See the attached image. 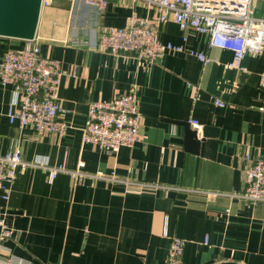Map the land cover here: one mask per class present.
I'll list each match as a JSON object with an SVG mask.
<instances>
[{
	"label": "crops",
	"instance_id": "crops-1",
	"mask_svg": "<svg viewBox=\"0 0 264 264\" xmlns=\"http://www.w3.org/2000/svg\"><path fill=\"white\" fill-rule=\"evenodd\" d=\"M108 1L101 14L79 0H56L41 12L34 42L67 73L58 91L65 111L59 120L68 125L63 137L10 124L7 113L18 106L13 87L0 81V155L19 148L26 162L87 175L59 173L49 182L41 168L19 169L8 199L0 190V214L14 231L8 238L0 228V262L165 264L175 237L185 242V264H264V203L231 197L245 188L244 158L261 153L264 159V49L231 68L233 53L210 48L207 36L159 23L158 11L142 2ZM255 13L264 17V3ZM134 15L185 52H167L149 65L103 51L102 35L128 26ZM31 46L0 37V70L8 51ZM190 51L206 53L211 63ZM132 88L141 116L136 145L118 153L84 145L91 103H108ZM171 121L202 125L191 124L202 141L198 154L186 148L185 128ZM204 127L214 129L206 139ZM98 173L114 180L95 178ZM208 193L220 196L212 201Z\"/></svg>",
	"mask_w": 264,
	"mask_h": 264
},
{
	"label": "built area",
	"instance_id": "built-area-1",
	"mask_svg": "<svg viewBox=\"0 0 264 264\" xmlns=\"http://www.w3.org/2000/svg\"><path fill=\"white\" fill-rule=\"evenodd\" d=\"M56 0H42V9L53 5ZM75 2L77 0H63ZM97 14L106 11L108 0H79ZM264 0H132L142 2L158 11V22H174L181 31H194L209 38V47L227 50L233 53L231 68L240 69L243 60L249 56L261 55L264 49V17L255 14L257 3ZM186 40V38H185ZM29 41L32 46L23 50L8 51L0 70L3 86H12L14 105L18 111L10 109L7 113L10 124L21 128H30L36 133H49L63 137L68 125L59 119L65 111L58 100V91L62 79L67 73L58 61L43 58L38 42ZM99 47L111 55L131 54L149 65L159 62L167 52L183 53V46L163 43L157 29L147 20L132 16L128 26L112 27L102 35ZM203 65L211 63L206 53L190 51ZM260 87L264 89V74L260 78ZM188 87L197 91L198 87L188 83ZM197 100V97H195ZM224 107V103L215 100ZM195 128L202 125L190 121ZM141 116L137 90L132 88L127 94L108 103L94 102L88 109L82 128V143L94 145L110 152L118 153L122 148H133L140 138ZM244 170L245 188L231 195L251 205L264 203V159L246 156ZM41 168L47 172L49 182H53L59 173H69L74 179H83L87 175L80 171H69L65 165L50 167L43 161L26 162L22 151L0 155V190L8 192L19 169ZM95 178L114 180L103 173ZM5 193L4 199H8ZM210 200L219 194L208 193ZM0 228L4 237H12L14 231L9 228L0 214ZM209 241H206L208 245ZM185 242L173 238L171 249L165 264L184 263ZM0 264H5L1 263Z\"/></svg>",
	"mask_w": 264,
	"mask_h": 264
},
{
	"label": "water",
	"instance_id": "water-1",
	"mask_svg": "<svg viewBox=\"0 0 264 264\" xmlns=\"http://www.w3.org/2000/svg\"><path fill=\"white\" fill-rule=\"evenodd\" d=\"M42 12V0H0V37L33 41L36 38ZM185 128L186 148L199 153L201 140L190 123H180ZM214 129L204 127L202 138L212 136Z\"/></svg>",
	"mask_w": 264,
	"mask_h": 264
},
{
	"label": "trees",
	"instance_id": "trees-1",
	"mask_svg": "<svg viewBox=\"0 0 264 264\" xmlns=\"http://www.w3.org/2000/svg\"><path fill=\"white\" fill-rule=\"evenodd\" d=\"M261 3H264V1H262ZM256 12V11H255ZM256 14V13H255Z\"/></svg>",
	"mask_w": 264,
	"mask_h": 264
}]
</instances>
